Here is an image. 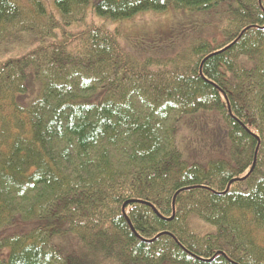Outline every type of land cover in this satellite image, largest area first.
Returning a JSON list of instances; mask_svg holds the SVG:
<instances>
[{
  "label": "trees",
  "instance_id": "trees-1",
  "mask_svg": "<svg viewBox=\"0 0 264 264\" xmlns=\"http://www.w3.org/2000/svg\"><path fill=\"white\" fill-rule=\"evenodd\" d=\"M51 1L0 0V46L36 40L0 58V264H264V0L93 2L220 16L144 58L92 0ZM209 112L228 154L200 162L179 131Z\"/></svg>",
  "mask_w": 264,
  "mask_h": 264
},
{
  "label": "rangeland",
  "instance_id": "rangeland-1",
  "mask_svg": "<svg viewBox=\"0 0 264 264\" xmlns=\"http://www.w3.org/2000/svg\"><path fill=\"white\" fill-rule=\"evenodd\" d=\"M95 1L92 0L88 7L89 20L106 25L111 29H119L123 42L143 58L151 55H162L165 54L167 49L173 48L175 43L172 37V35L175 36L173 34L174 28L177 35L182 21L194 22L197 24V30L202 31V34H211L221 23L218 14L214 17L207 14L187 16V14L173 11L163 13L147 12L129 20L114 21L99 16L92 10V4ZM49 4L50 9L59 14L54 0ZM80 27V24H74L70 28L75 31ZM35 45V38L26 34L20 42L0 46V58L20 56ZM159 51L163 53H159ZM185 121L190 124L184 125ZM185 121L179 131V139L183 141V150L187 157L200 162H207L214 157L228 154L229 139L227 127L216 112L190 116Z\"/></svg>",
  "mask_w": 264,
  "mask_h": 264
},
{
  "label": "water",
  "instance_id": "water-1",
  "mask_svg": "<svg viewBox=\"0 0 264 264\" xmlns=\"http://www.w3.org/2000/svg\"><path fill=\"white\" fill-rule=\"evenodd\" d=\"M254 166H255V162H254V164H253V166H252V170H253ZM234 181H235V180H232V181L230 182V184L233 183ZM178 193H179V192H178ZM178 193H177V194H178ZM177 194H176V195H177ZM173 205H175V199H174ZM153 209H154V211L158 214L157 210H156L154 207H153Z\"/></svg>",
  "mask_w": 264,
  "mask_h": 264
}]
</instances>
